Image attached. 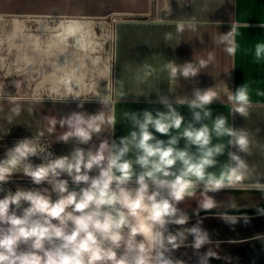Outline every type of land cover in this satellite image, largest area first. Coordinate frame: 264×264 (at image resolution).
Listing matches in <instances>:
<instances>
[{
  "label": "clouds",
  "instance_id": "clouds-1",
  "mask_svg": "<svg viewBox=\"0 0 264 264\" xmlns=\"http://www.w3.org/2000/svg\"><path fill=\"white\" fill-rule=\"evenodd\" d=\"M234 32L233 25L221 37L233 56ZM69 35L84 46L77 29ZM164 39L171 40V34ZM251 54L255 63L264 64V40L254 44ZM212 61L209 55L196 63H164L158 72L169 83L168 93L151 83L157 70L136 69L130 81L136 102L144 96L162 107L125 110L113 119V93L106 91L92 96L102 106L96 114L73 111L46 117L54 133L57 125L62 129L55 141L73 145L67 154H55L38 135L8 148L0 158V264H185L176 256L183 247L193 250L197 264L218 258L202 219L191 223L181 205L195 200L197 216L223 207L210 194L235 188L256 170L245 159L252 155L248 130L233 127L224 114L213 116L210 106L222 100L213 88L193 86L190 95L178 91L182 80L195 85ZM128 95L121 90L118 100ZM92 97L69 83L58 99L79 101L82 109ZM227 100L231 116L248 117L247 83ZM185 106L187 117L179 110ZM101 114L107 119H99ZM118 122L130 130L115 138ZM225 153L228 159L220 165L218 158ZM33 157L41 162L33 163ZM17 174L32 186L6 188ZM230 206L238 207L235 201ZM221 219L235 223L239 217L225 213ZM205 246L208 250L201 252Z\"/></svg>",
  "mask_w": 264,
  "mask_h": 264
},
{
  "label": "crops",
  "instance_id": "crops-1",
  "mask_svg": "<svg viewBox=\"0 0 264 264\" xmlns=\"http://www.w3.org/2000/svg\"><path fill=\"white\" fill-rule=\"evenodd\" d=\"M83 22H89L92 37L98 33V22L105 24V41L109 42L105 81L112 83L114 119L125 110L162 107L148 103L144 96L136 102L130 85L136 69L148 66L157 70L151 83L168 93L169 83L159 74L160 66L167 61L196 63L211 55L213 61L202 70L197 83L182 80L178 91L190 95L193 86L213 88L222 99L210 106L213 116H228L230 125L248 130L252 142V155L245 159L256 171L236 187L264 188V64L255 63L251 54L254 44L264 40V0H0V100L60 96L68 83L81 82L87 72L89 79L104 84L96 74L95 51L77 45L69 35L75 28L82 36ZM233 25L234 56L226 51L228 44L221 42ZM165 33L172 39L165 41ZM246 83L251 99L249 115L246 119L239 114L233 117L227 97ZM121 90L129 95L119 101ZM156 98L153 91L151 99ZM179 110L189 116L186 106ZM129 130L126 123L118 122L115 138ZM227 159L226 153L220 156V165ZM218 170L219 165L212 169ZM255 254L253 257H258ZM240 258L235 254L216 260L239 262Z\"/></svg>",
  "mask_w": 264,
  "mask_h": 264
},
{
  "label": "rangeland",
  "instance_id": "rangeland-1",
  "mask_svg": "<svg viewBox=\"0 0 264 264\" xmlns=\"http://www.w3.org/2000/svg\"><path fill=\"white\" fill-rule=\"evenodd\" d=\"M89 22H83L82 43L90 46L95 52L92 56L96 57L95 68L96 74L99 81H103L104 84L100 82H95L89 79V74H82L85 77V81H89L87 85H92L97 88L109 91L110 81L106 82L107 74L109 72L107 56H106V46L109 45L105 41V24L103 22H98V33L95 37H92L90 31ZM95 27V26H94ZM109 41V40H108ZM111 43V42H110ZM113 47V45H112ZM111 51V49H110ZM85 54H83V66L86 65ZM106 78V79H105ZM111 80V79H110ZM69 84V83H68ZM73 88L78 85L71 83ZM79 101H43V100H0V158L4 157L6 150L12 147L17 141L25 138H32L38 135L42 140L45 139V143H50L51 151L57 155L67 154L71 148L72 144H65L63 142H56L55 135L58 134L62 129L57 125V132L54 133L53 129L48 126L46 117L56 116L61 117L63 115L69 114L73 111H86L89 114H96L101 109V105L96 101L85 102L83 108L78 107ZM113 118V117H112ZM99 119H107L106 114H101ZM114 119V118H113ZM93 143L98 144L99 139H93ZM33 163H40L38 158H32ZM32 186L30 180L17 174L13 177V181L6 185L7 187L14 186ZM264 188H254V187H235L233 189L221 190L218 193L210 194L214 195L217 202L224 205L220 208H214L208 211H200L199 215L194 214V210L197 208V203L195 200L189 201L182 207L186 208L189 215L192 217L191 223H195L197 219H202L203 228L206 229L210 235H219L221 239H215L213 241L212 247L217 253V257L241 255L239 262H209V264H264V258L253 257V253L256 251H261L264 247V235L258 237H248V238H235L231 237L236 233H246L251 228L255 226L263 225L264 223V213L262 214H252V210L260 206H264V191L260 190ZM235 201L238 207H231V202ZM227 214L230 216L239 217L235 223H226L221 219L222 214ZM223 235L230 236L228 238L223 237ZM191 238H189V241ZM208 247L201 249V252H206ZM184 256L189 259H184L185 264H197V257L193 253L190 247H183L176 252V256ZM218 258H212L214 260Z\"/></svg>",
  "mask_w": 264,
  "mask_h": 264
},
{
  "label": "bare ground",
  "instance_id": "bare-ground-1",
  "mask_svg": "<svg viewBox=\"0 0 264 264\" xmlns=\"http://www.w3.org/2000/svg\"><path fill=\"white\" fill-rule=\"evenodd\" d=\"M85 35L82 34V37H84ZM93 43L90 42L88 45H85L83 44L84 46L82 48H85L87 46H91ZM93 50V49H92ZM84 74V73H83ZM85 77L82 76V79H81V82H79L78 80L76 82H71L73 83L74 85H78L76 88H74V90H78V89H81L80 93L81 95H86V96H90L92 97L93 95H101L103 94L105 91L103 89H100V88H97L95 86H92V85H87V83H90L89 81H85ZM111 85L112 83H110V88H111ZM63 95V94H62ZM60 95V96H62ZM1 96V95H0ZM60 96H52V95H34V96H30V97H27V100H43V101H46V100H59L58 98ZM83 99V98H81ZM15 100V99H14ZM70 101H73L72 99H68ZM90 101H96L95 97H92V99ZM257 120V119H256ZM262 120V119H261ZM6 188H8L7 186H5ZM15 187L12 188L13 190H15Z\"/></svg>",
  "mask_w": 264,
  "mask_h": 264
},
{
  "label": "water",
  "instance_id": "water-1",
  "mask_svg": "<svg viewBox=\"0 0 264 264\" xmlns=\"http://www.w3.org/2000/svg\"><path fill=\"white\" fill-rule=\"evenodd\" d=\"M252 214H262L264 213V206H260L258 208H255L254 210H252L251 212ZM261 235H264V223L263 225H258V226H255L254 228H251L250 230H248L246 233H236L235 235H232L231 237H235V238H248V237H258V236H261ZM223 237H230V236H226V235H223ZM211 239L212 240H217V239H221L219 237V235H211ZM255 255H258V257L260 258H264V247H262V250L259 252V251H256V254ZM186 259V258H185ZM212 262H219V260H211ZM264 261V260H263Z\"/></svg>",
  "mask_w": 264,
  "mask_h": 264
}]
</instances>
